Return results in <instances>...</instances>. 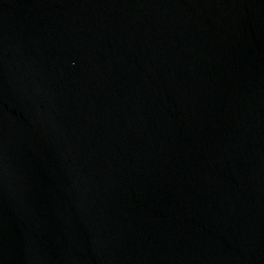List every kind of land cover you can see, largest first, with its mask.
<instances>
[{"label":"water","instance_id":"obj_1","mask_svg":"<svg viewBox=\"0 0 264 264\" xmlns=\"http://www.w3.org/2000/svg\"><path fill=\"white\" fill-rule=\"evenodd\" d=\"M0 264H264V0H0Z\"/></svg>","mask_w":264,"mask_h":264}]
</instances>
